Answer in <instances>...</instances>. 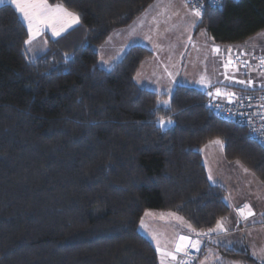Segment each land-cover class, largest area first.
I'll return each mask as SVG.
<instances>
[{
	"label": "trees",
	"instance_id": "16d2710c",
	"mask_svg": "<svg viewBox=\"0 0 264 264\" xmlns=\"http://www.w3.org/2000/svg\"><path fill=\"white\" fill-rule=\"evenodd\" d=\"M79 14L77 26L28 57L29 34L0 5V264H160L139 230L148 210L173 211L192 229L230 212L201 148L224 141L227 159L264 182V146L246 125L211 112L201 90L166 94L135 75L153 52L131 46L110 69L97 48L154 0H48ZM220 45L264 30V0L207 7L198 28ZM159 102V103H158ZM160 118L174 123L162 128ZM227 258L261 264L238 247Z\"/></svg>",
	"mask_w": 264,
	"mask_h": 264
},
{
	"label": "crops",
	"instance_id": "0c3cea01",
	"mask_svg": "<svg viewBox=\"0 0 264 264\" xmlns=\"http://www.w3.org/2000/svg\"><path fill=\"white\" fill-rule=\"evenodd\" d=\"M194 12L185 0L152 1L130 24L113 30L98 46L99 65L110 69L131 46L142 45L153 55L144 59L136 72L135 81L140 87L169 95L179 85L194 87L207 94L222 85L229 86L227 80L235 76L231 70L225 73L221 52L228 53L231 46L214 43L205 28H198L201 16L196 17ZM77 25L67 28L59 36L52 34V28H43L30 44H26V49L41 39L47 46L45 35L58 38ZM102 59L108 62L106 66L101 65ZM232 179L230 190L225 188L230 212L218 220L225 230L211 232L212 244L209 247L213 250L206 251L197 264H248L221 253L220 247L240 245L264 264V182L254 174H232ZM215 184L224 187L222 183ZM245 205L253 212L246 220L238 211ZM211 229H217V223ZM167 251L175 252L171 246ZM182 254L176 253L175 260L166 258V264H177ZM159 259L161 264L160 253Z\"/></svg>",
	"mask_w": 264,
	"mask_h": 264
},
{
	"label": "rangeland",
	"instance_id": "374dc122",
	"mask_svg": "<svg viewBox=\"0 0 264 264\" xmlns=\"http://www.w3.org/2000/svg\"><path fill=\"white\" fill-rule=\"evenodd\" d=\"M49 2V1H48ZM54 5L56 3H51ZM68 9V8H67ZM69 10V9H68ZM71 11V10H69ZM73 12V11H72ZM42 40L36 41L37 43L31 44L27 50L28 57L35 58L41 53H43L46 49ZM214 41V40H213ZM45 42V41H44ZM104 43V42H103ZM214 43H216L214 41ZM230 50H228V55L236 53H241L242 51L250 52V53H257L264 51V30L258 32L257 34L253 35L251 38L244 42L235 43L233 45H229ZM221 50V49H220ZM227 55V54H226ZM230 69L234 72L235 77H230L227 80L229 86L222 85L223 87H233V86H241L240 81H245V83L249 80L248 78L244 77L240 74V68L237 66H232ZM224 69V68H223ZM229 72V71H228ZM256 79H260L261 74L260 71H255ZM232 85V86H230ZM221 86V87H222ZM231 92V90H228ZM206 95H208L206 93ZM169 95H167L165 101L169 102ZM163 119L167 121L171 118H160L159 121ZM171 124H165V126H161L162 128H166L171 126L174 121L173 119ZM158 121V123H159ZM219 140L222 143H217L216 141ZM201 152L203 155L204 165L207 171V174L212 176V181L214 183L219 182L224 185V188L230 190L232 179V174H253L248 168H246L240 161L236 160H229L226 158L224 153V141L216 138L204 145L201 148ZM247 169L248 171H245ZM225 189V190H226ZM143 226H139V230L144 233L151 241L154 243L155 247L157 246V241H159V246L161 249L167 250L168 247H172L175 250V244L179 241L180 236H187L191 240H199L201 241L199 252L200 257L195 260L194 264H197L201 259L202 255L206 253V251L213 248L209 246L212 244V233L209 232V229H193L189 227L188 221L181 215L177 214L173 211H158V210H148L147 213L144 215L143 219ZM197 233H208L207 235H197ZM155 237V239H153ZM227 247V246H224ZM183 253L182 256L177 260V264H181L182 260L185 259L186 252Z\"/></svg>",
	"mask_w": 264,
	"mask_h": 264
},
{
	"label": "built area",
	"instance_id": "2783aa9c",
	"mask_svg": "<svg viewBox=\"0 0 264 264\" xmlns=\"http://www.w3.org/2000/svg\"><path fill=\"white\" fill-rule=\"evenodd\" d=\"M226 0H185L188 6L193 10H200L201 14L207 7L221 8ZM227 54V55H226ZM264 56V51L257 53H250L242 51L228 55V53L221 52V60L225 73L228 72L232 66L240 68V74L249 80L241 86L233 87H219L222 92L231 90L236 93L237 99L233 102L224 96H216V91L212 95H207V108L219 116L234 120L243 125H246L249 135L253 140L264 146V66L260 65L259 58ZM229 61L231 63L229 64ZM225 65H228L225 67ZM255 71H260V79H256ZM251 81V84L248 82ZM186 258L182 260L181 264L188 262L194 264L195 260L200 257V252L197 249L189 247L186 251Z\"/></svg>",
	"mask_w": 264,
	"mask_h": 264
},
{
	"label": "snow or ice",
	"instance_id": "6c2138e0",
	"mask_svg": "<svg viewBox=\"0 0 264 264\" xmlns=\"http://www.w3.org/2000/svg\"><path fill=\"white\" fill-rule=\"evenodd\" d=\"M10 3L15 7V10L20 14L22 21L26 24L27 30L29 32V39L25 41V44H30L32 39L39 35L40 31L43 28H52V34L54 36H59L67 28L77 25L80 22L79 14L69 11L63 4L50 5L48 0H0V4ZM196 17L201 16L200 10H195L194 12ZM218 51V48L216 49ZM260 65L264 66V56L259 58ZM101 65L106 66L107 61L101 60ZM231 61H229V64ZM228 65H225L227 67ZM203 83V79L201 81ZM240 84H245V81H240ZM251 84V81L248 82ZM216 96H224L229 102H233L237 99L236 93L234 92H222L220 89H216ZM212 95V93H209ZM159 103V102H158ZM165 104L169 103L168 101L164 102ZM264 107V105H262ZM264 119V117H262ZM171 124L172 120L168 119L167 121L161 119L159 124L163 127L165 124ZM264 127V125H262ZM217 143H222L217 140ZM245 171H248L245 169ZM209 180H212V176L209 175ZM247 209V211H246ZM243 219H248L253 215L250 207L245 205L243 208L238 210ZM141 226H143V221H141ZM191 227V225H189ZM216 230H225L221 222H217V229H209V232ZM195 231V229H193ZM208 233H197V235H207ZM155 239V237H153ZM157 247L156 251L161 254V264H166V258L171 257L172 260L176 259V253L186 252L189 247L199 250L201 241L191 240L187 236H180L179 241L175 244V252L167 251L161 249L159 246V241L156 242ZM188 264V262H184Z\"/></svg>",
	"mask_w": 264,
	"mask_h": 264
}]
</instances>
